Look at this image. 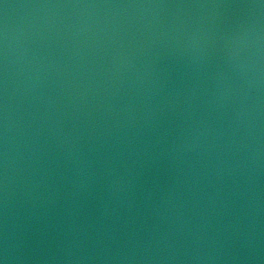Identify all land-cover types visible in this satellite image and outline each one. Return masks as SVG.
I'll use <instances>...</instances> for the list:
<instances>
[{
	"label": "water",
	"instance_id": "1",
	"mask_svg": "<svg viewBox=\"0 0 264 264\" xmlns=\"http://www.w3.org/2000/svg\"><path fill=\"white\" fill-rule=\"evenodd\" d=\"M211 264H264V245L239 252Z\"/></svg>",
	"mask_w": 264,
	"mask_h": 264
}]
</instances>
